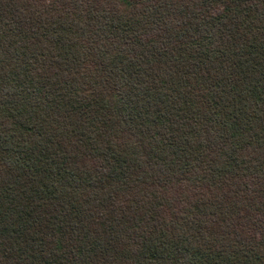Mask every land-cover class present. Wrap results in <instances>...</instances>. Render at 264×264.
Listing matches in <instances>:
<instances>
[{
	"label": "trees",
	"instance_id": "obj_1",
	"mask_svg": "<svg viewBox=\"0 0 264 264\" xmlns=\"http://www.w3.org/2000/svg\"><path fill=\"white\" fill-rule=\"evenodd\" d=\"M0 264H264V0H0Z\"/></svg>",
	"mask_w": 264,
	"mask_h": 264
}]
</instances>
